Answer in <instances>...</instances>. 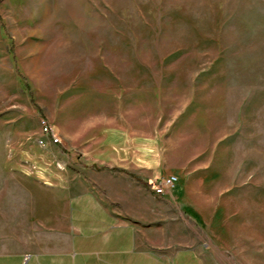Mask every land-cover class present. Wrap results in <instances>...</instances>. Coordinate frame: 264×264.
<instances>
[{
  "label": "rangeland",
  "instance_id": "obj_1",
  "mask_svg": "<svg viewBox=\"0 0 264 264\" xmlns=\"http://www.w3.org/2000/svg\"><path fill=\"white\" fill-rule=\"evenodd\" d=\"M108 153L176 179L187 240L264 264V0H0V189Z\"/></svg>",
  "mask_w": 264,
  "mask_h": 264
},
{
  "label": "crops",
  "instance_id": "obj_2",
  "mask_svg": "<svg viewBox=\"0 0 264 264\" xmlns=\"http://www.w3.org/2000/svg\"><path fill=\"white\" fill-rule=\"evenodd\" d=\"M109 155L92 161L95 181L13 175L0 189V264H228L185 238L169 191L146 185L163 178L146 158L126 166Z\"/></svg>",
  "mask_w": 264,
  "mask_h": 264
},
{
  "label": "built area",
  "instance_id": "obj_3",
  "mask_svg": "<svg viewBox=\"0 0 264 264\" xmlns=\"http://www.w3.org/2000/svg\"><path fill=\"white\" fill-rule=\"evenodd\" d=\"M44 131L46 133H49L47 128H45ZM51 137H53V134H51ZM53 142L57 143V139L54 138ZM175 182L176 179L173 176L156 178L153 181L149 182V187L151 191L154 193V195L162 196L174 186Z\"/></svg>",
  "mask_w": 264,
  "mask_h": 264
},
{
  "label": "trees",
  "instance_id": "obj_4",
  "mask_svg": "<svg viewBox=\"0 0 264 264\" xmlns=\"http://www.w3.org/2000/svg\"><path fill=\"white\" fill-rule=\"evenodd\" d=\"M25 87H26V89L28 90V95H29V97H30V102L33 104L32 93H31V91L29 90V88H28V84H27V83H25ZM113 170H115V169H113ZM146 185L148 186V184H146Z\"/></svg>",
  "mask_w": 264,
  "mask_h": 264
}]
</instances>
